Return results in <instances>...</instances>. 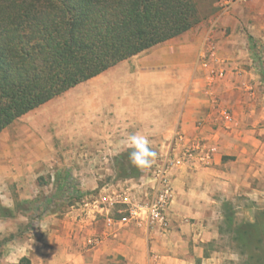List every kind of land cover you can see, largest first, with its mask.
<instances>
[{"label":"crops","instance_id":"crops-1","mask_svg":"<svg viewBox=\"0 0 264 264\" xmlns=\"http://www.w3.org/2000/svg\"><path fill=\"white\" fill-rule=\"evenodd\" d=\"M211 16H217L213 32L219 57L227 59L225 75L215 83L208 80L203 58L210 48ZM255 41L264 46L263 0L237 2L228 11L214 4L190 30L78 83L4 128L0 264H226L239 259L214 243L222 234L225 200L242 202L246 219L239 223L256 222L264 209V132L256 127L264 118V78L263 68L251 64ZM250 108L254 128L246 127ZM135 134L148 138L156 153L152 162L198 139L215 148L211 159L172 170L166 230L150 225L143 214L124 224L106 220L143 202L145 189L153 186L144 177L124 180L107 172L136 167L127 146ZM108 180L119 188L113 192L120 193V202L49 209L56 195L75 189L100 197ZM4 199L14 207H4Z\"/></svg>","mask_w":264,"mask_h":264},{"label":"trees","instance_id":"trees-1","mask_svg":"<svg viewBox=\"0 0 264 264\" xmlns=\"http://www.w3.org/2000/svg\"><path fill=\"white\" fill-rule=\"evenodd\" d=\"M200 19L196 0H0V132ZM255 230L258 221L238 223L230 232L249 243Z\"/></svg>","mask_w":264,"mask_h":264},{"label":"built area","instance_id":"built-area-1","mask_svg":"<svg viewBox=\"0 0 264 264\" xmlns=\"http://www.w3.org/2000/svg\"><path fill=\"white\" fill-rule=\"evenodd\" d=\"M255 1L258 2L260 0H219L216 5L222 11H228L237 2ZM209 22L212 31L207 38V42L210 48L203 53V58L206 65H208V80L211 83H215L224 77L227 59L220 58L217 51L216 38L213 32L216 30L217 16L209 17ZM227 29L226 27L221 30L226 33ZM254 45L258 53L264 49V46L258 41H255ZM214 151L215 148L208 147L202 140L198 139L184 146L178 152L170 151L163 157L158 158L157 161L152 162L150 167L142 168L139 179L144 177L146 178V183L150 182L153 184V186L145 189L147 198L141 203L130 204L124 214L118 219L108 215L106 217L107 222L109 224H124L132 220L141 219V215L143 214L150 225L166 230L170 224L168 212L173 197L172 170L182 163L194 162L195 159L209 160ZM140 183L143 185L144 181L141 180ZM50 187L54 189L55 185L52 184ZM119 197L120 193H115L113 196L101 194L100 197H95L91 200L80 189H75L68 195L63 196L61 202L64 205L70 206V202L78 200L77 203H80L83 207L99 203L101 206H104L106 203L120 202ZM57 204L60 205L58 202L56 203V200L50 201L49 209H57Z\"/></svg>","mask_w":264,"mask_h":264},{"label":"rangeland","instance_id":"rangeland-1","mask_svg":"<svg viewBox=\"0 0 264 264\" xmlns=\"http://www.w3.org/2000/svg\"><path fill=\"white\" fill-rule=\"evenodd\" d=\"M219 0H196L198 4V8L200 11V17H206L211 10L213 9L214 4L216 5ZM254 39H250V47L252 48V44ZM257 50V49H256ZM254 49L255 57L253 58L251 64L257 65L263 68L262 77L264 78V49L260 53H256ZM248 113V124L246 127L254 128L255 127V111L254 108H250L246 111ZM261 113L264 116V103L262 105ZM258 114V113H257ZM257 126L261 125V128L264 132V118L262 122L257 121ZM108 174H114L118 178L122 179H129V178H140L139 169L133 167L131 169H113L108 170ZM110 176V175H108ZM108 184H104L102 186L103 192L102 195L107 194L113 196L115 193L113 191L119 189L117 188L116 184H111L110 180L107 181ZM129 185V184H128ZM127 185V186H128ZM118 193V192H117ZM63 196H55L56 203L58 202L60 205L56 206L63 210L67 205H64L62 201ZM89 199L95 198L94 196L89 197ZM78 200H74L71 202L70 205L78 204ZM244 203H247L244 201ZM104 204V203H103ZM108 204V203H106ZM76 206V205H75ZM242 202L237 198L235 200H225L223 202V213L225 214L223 217V222L220 224L222 234L220 237L215 241V245L217 249L225 253L236 252L239 254L240 258L237 260H231V263L226 264H264V209L262 208L258 212L257 221L259 223V230H255V234L252 235L251 242L248 243L247 238H237L234 239V234L230 232L231 228H234L240 220L246 219V217L241 212ZM68 207V206H67ZM77 207V206H76ZM231 219V221L229 220ZM230 222H232L230 226Z\"/></svg>","mask_w":264,"mask_h":264},{"label":"clouds","instance_id":"clouds-1","mask_svg":"<svg viewBox=\"0 0 264 264\" xmlns=\"http://www.w3.org/2000/svg\"><path fill=\"white\" fill-rule=\"evenodd\" d=\"M149 140L144 135H131L128 138L127 146L133 150L129 153L130 161L139 168H147L152 164L156 153L150 148ZM4 207L13 208L14 202L9 199L2 201Z\"/></svg>","mask_w":264,"mask_h":264}]
</instances>
